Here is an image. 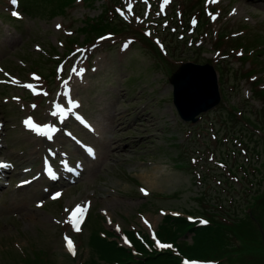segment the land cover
I'll list each match as a JSON object with an SVG mask.
<instances>
[{
  "label": "rangeland",
  "instance_id": "1",
  "mask_svg": "<svg viewBox=\"0 0 264 264\" xmlns=\"http://www.w3.org/2000/svg\"><path fill=\"white\" fill-rule=\"evenodd\" d=\"M102 11L114 28L86 41L85 19ZM190 62L213 67L219 100L182 121L172 88ZM258 88L264 0H74L63 13L53 0H0V264H158L142 255L161 251L218 264L180 254L194 232L164 218L175 213L229 230L219 263L264 264ZM29 118L57 135L35 137ZM112 137L122 154L105 160ZM19 152L31 159L14 167L6 154ZM45 170L67 172L48 191ZM248 209L262 219L230 223Z\"/></svg>",
  "mask_w": 264,
  "mask_h": 264
},
{
  "label": "trees",
  "instance_id": "2",
  "mask_svg": "<svg viewBox=\"0 0 264 264\" xmlns=\"http://www.w3.org/2000/svg\"><path fill=\"white\" fill-rule=\"evenodd\" d=\"M73 2H74V0H67L66 2H64L63 0H53V3L57 7V9L60 11V13L65 12L66 7L71 6L73 4ZM104 9H105V11H107L109 8H104ZM105 11H102L101 15H98L95 18L91 17L89 19H85V21H84L85 24L82 26L80 33L84 35V39L86 41L89 39V35H90L89 33L90 32L94 33L96 35H100V34L106 32L107 30H110V28H114L110 24V22L107 23L108 19L103 16L105 13L102 15V13ZM116 33H119V32L115 31L114 34H116ZM257 91L259 92L260 97L264 98V89L261 88V90H260L258 88ZM262 151H263V158L261 161V169H262V174H264V142H263ZM258 190H259V192L255 193V195H253V196H255V198L253 197V199L257 200V203L259 206V207H257L258 211L263 216V219H264V175L262 177V187ZM247 211H248V214L246 216H244V218H241V219L239 218V219H237L238 221L236 220L235 222H230V223L242 224L248 218L253 220V219L259 217V214H257L255 210L248 209ZM165 216L166 217H164V218H168V220L173 219L174 221H180L182 227L180 226L179 230L184 228L187 231H193L194 232V234H193L194 241L192 242V245L190 244L192 249L190 250L189 248L188 249L186 248V250H182L179 247L178 251L180 252L181 255L188 256V257H190V256L196 257L197 256L200 260H205V261L206 260H208V261L214 260L215 263L221 264L219 262L223 259L224 255H225L222 247H226L225 244L229 243L228 242L229 239L226 238V235H225L226 231H229L228 229L222 230L220 227L221 223L210 222L211 224L204 225V223H201L199 221H197L195 223H191V221L187 220L184 216H173V215H165ZM260 219H262V218H260ZM172 224H175V223H172ZM232 231L233 230H231V232ZM223 232H225V233H223ZM96 237L103 240V238H102L103 236H101L100 234H97ZM232 238H234V233L232 234ZM166 239H168V238L166 237ZM172 239H173V241L176 240V238H172ZM206 247H208V248L206 249ZM140 249L145 250V248H143V247ZM205 249L207 250V253H206ZM118 250L122 251L119 247H116L115 251H118ZM160 253H161L160 257L155 256L156 254H152L149 252L144 253V255H142V257H143V259H146V260L153 259V258L154 259L159 258L160 260L159 259L158 260L160 262L158 261V264H179L178 263L179 256H177V254L167 253L165 251L158 252V254H160ZM120 255L122 256V254H120ZM133 256H132V254L128 255V258H126L125 261L113 260V261H116V263L115 262H113V263H115V264L135 263V260H133Z\"/></svg>",
  "mask_w": 264,
  "mask_h": 264
},
{
  "label": "water",
  "instance_id": "3",
  "mask_svg": "<svg viewBox=\"0 0 264 264\" xmlns=\"http://www.w3.org/2000/svg\"><path fill=\"white\" fill-rule=\"evenodd\" d=\"M218 100L216 74L211 65L188 63L173 84L172 103L182 121H195L200 112Z\"/></svg>",
  "mask_w": 264,
  "mask_h": 264
},
{
  "label": "bare ground",
  "instance_id": "4",
  "mask_svg": "<svg viewBox=\"0 0 264 264\" xmlns=\"http://www.w3.org/2000/svg\"><path fill=\"white\" fill-rule=\"evenodd\" d=\"M121 110L124 112V109H121ZM122 114L124 115V113H122ZM68 115H69V112H66V114L64 116H68ZM112 115L113 116L111 118L110 125H108V124L107 125L112 129V133H113L117 129V126L119 125V122H116V124H114L115 123V120H114L115 116H114V114H112ZM118 115H120V113ZM45 133L49 134L52 137L56 134V132H51L50 133L49 131H45ZM32 134L35 137L44 136V134H40V133H38L36 131L32 132ZM36 139H37V141L39 140L38 138H36ZM49 139L50 138L48 137L47 141H49ZM105 144L108 147V150H106L105 155H104L105 156V160L106 159H112V158H115V157L117 158V157L121 156L122 153H118L117 150L118 149H122V145L120 143H117L114 140L113 137L110 138L107 142H105ZM2 154H3L2 150L0 149V155H2ZM6 157L12 159L14 167L23 166L24 164H27L30 161V159H31L29 153H26V152H19L15 156H11L9 154L8 155L6 154ZM0 164H4V163H0ZM31 170H33V169H30L29 173H30ZM65 170L69 171V169H65ZM7 171H9L7 167H0V172H7ZM67 171H65V172H67ZM83 171L84 170L81 169L78 174H82ZM65 172L63 174H66ZM63 174H61V173H57L56 174V173H53V172H47V174H45L43 172H40L38 174L37 178H44V177L48 176L49 177V180L47 182L48 185H49L48 191H51V190H53L55 188V185H54L55 181H57L58 178L60 179ZM78 174H74L73 177L78 176ZM36 180L37 179H34L30 183H32L33 181H36Z\"/></svg>",
  "mask_w": 264,
  "mask_h": 264
},
{
  "label": "snow or ice",
  "instance_id": "5",
  "mask_svg": "<svg viewBox=\"0 0 264 264\" xmlns=\"http://www.w3.org/2000/svg\"><path fill=\"white\" fill-rule=\"evenodd\" d=\"M170 2V0H165V3H168ZM212 2H216V0H212ZM132 9H131V5L128 6V12H131ZM123 14V13H122ZM13 15H17L16 13H13ZM53 115H56V113L54 112ZM25 124L27 127H29L30 129L34 130V131H37L38 133L40 134H46L44 129H41L39 126L35 125L33 123V121L31 120V118H29L28 120L25 121ZM49 131H51V129H48ZM49 138H51L49 136ZM0 167H10V165H6V164H0ZM76 230L79 231V226L77 225L76 227ZM158 246L161 247V248H164V247H170L169 245H164V244H160L159 242H157ZM66 246L68 247V250L73 254L75 255V247L74 245L72 244L71 241H66ZM184 264H189L188 261H184ZM191 264H196V262H191Z\"/></svg>",
  "mask_w": 264,
  "mask_h": 264
}]
</instances>
